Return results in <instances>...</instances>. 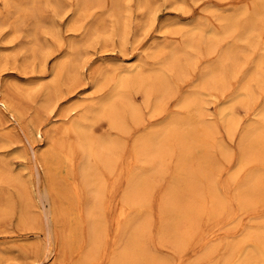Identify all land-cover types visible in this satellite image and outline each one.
I'll return each instance as SVG.
<instances>
[{
    "label": "rangeland",
    "instance_id": "rangeland-1",
    "mask_svg": "<svg viewBox=\"0 0 264 264\" xmlns=\"http://www.w3.org/2000/svg\"><path fill=\"white\" fill-rule=\"evenodd\" d=\"M34 14L46 24L38 28L51 53L45 65L27 49ZM199 23L218 36L212 48L201 43L192 51L184 47L181 30ZM75 42L83 45L80 51L71 48ZM171 46L192 55L176 54L167 73L173 82L169 93L154 98L131 89L139 118L126 117L122 127L106 119L96 124L100 134L114 140L115 151L107 166L105 150L97 149L101 155L90 176L99 172L94 180L103 195L101 208L89 213L95 182L87 183L82 174L76 136L62 129L109 92L111 79L103 71L141 63L147 72ZM262 57L264 0H0V97L19 117L15 123L0 115V264L31 259L41 264H264V118L259 119L264 63L257 64ZM62 58L83 61L82 73L74 74L66 63L64 73L53 76ZM211 68L218 87L208 89L202 102L197 90ZM241 91L247 97L231 104ZM47 100L54 109L45 107ZM229 104L234 114L226 129L220 112ZM209 123L216 125L212 132ZM27 125L56 134L39 184L24 149ZM162 126L168 135L157 161L144 153L142 141ZM38 140L33 136L36 148ZM7 171L19 176V183H10ZM34 181L46 193L42 204ZM132 182L140 187L129 196ZM97 222L98 242L91 236Z\"/></svg>",
    "mask_w": 264,
    "mask_h": 264
},
{
    "label": "bare ground",
    "instance_id": "bare-ground-1",
    "mask_svg": "<svg viewBox=\"0 0 264 264\" xmlns=\"http://www.w3.org/2000/svg\"><path fill=\"white\" fill-rule=\"evenodd\" d=\"M139 2H143V0H139ZM138 5H140L138 3ZM261 8V7H260ZM70 9V8H69ZM111 9V8H110ZM262 9V8H261ZM61 10V9H60ZM73 10V9H72ZM74 11V10H73ZM53 12V11H52ZM155 13V12H153ZM116 14V13H115ZM153 16V14H151ZM150 15V17H152ZM149 17V19H151ZM154 18V16H153ZM33 19H34V26L33 28L29 31V35H32V40H31V44L30 46L27 47L28 51L30 52H34L35 54H37L39 57H41L40 59L42 60L43 64L45 65L46 63V59L47 56L51 53H48V51L45 49L44 45L42 44V40L39 37V33H38V28L41 26V28L46 27V24L41 22V19L38 18L37 14L33 15ZM120 19V18H119ZM152 20V19H151ZM151 20H149L151 22ZM154 22V20H152ZM149 22V23H150ZM229 22V21H228ZM152 23V22H151ZM232 23V22H231ZM246 23V22H245ZM249 23V22H248ZM247 23V24H248ZM117 24V23H116ZM69 25H72L71 22L69 23ZM74 25V24H73ZM204 25L202 24H198L192 28H187V29H183L182 34L183 37L185 39L186 45L184 47H189L191 48V50L193 51L195 49V47H199L201 43L205 44L204 46L208 49L212 48V46L210 45L211 41L215 39V36H218V34H216V32L212 31V30H208L205 31L204 30ZM228 26V25H227ZM231 25H229L230 27ZM44 29H42V31H45ZM115 30V29H114ZM114 33V32H113ZM93 35V34H92ZM99 35V34H98ZM59 36V35H58ZM224 36V35H223ZM238 36V35H237ZM236 36V37H237ZM86 37V36H85ZM88 40V38H87ZM232 41V40H231ZM77 42V41H76ZM73 43L71 44V48L76 50L78 49L80 51V46H83L79 43ZM263 43V42H262ZM37 45V47L34 48V45ZM258 45V44H257ZM183 46H171L170 49L168 50V53L166 56H163V58H158L157 60H155L154 65H152L151 67H149L148 71L146 72V70H142L140 69L141 67V63L138 64H134V65H129V66H115L114 68H108L105 72L102 71L104 73V77L108 78L109 80L111 79V86L109 88V92L106 93L105 95H103L101 98L96 99V101L94 100V102L92 103V105L90 106L91 108L89 109V111L85 114L82 115H77L76 117H74L73 119H71V121L69 122L68 125H65L62 129V132L64 135H67L69 133H73L76 136L77 139V145L79 147L82 148L83 150V157L81 158V171L82 174L86 180L87 183H92L95 182V187L91 189V207L88 211L89 213H93V211H95L98 208L100 202H101V195H103V193L100 190V186L98 181L94 180V176L99 175L98 173L96 175H91L90 176V170L92 168L93 165V161L94 159L98 156L101 155L97 149L99 147V149H104L105 150V159L104 164L108 166V164H111L109 161L110 159L109 156L112 153V151L114 149V140L109 139V137L104 136V134H100L99 130L96 127V124L98 122L99 119H106L111 121L109 125H114L116 124L117 126L121 124V127L123 125V122L125 121L126 117H129L131 120H136L139 118V109L138 107L134 104L132 97L130 96V90L131 89H138L141 88V90L143 91V93H145L146 97H153L154 98H161L164 94H168L170 89H171V85H172V81L169 79L167 73L169 74V72L174 69V60L176 58V54L180 53V55L182 54V52H185L187 54V58L191 57L192 53H189L188 51L184 50ZM76 50V51H78ZM152 50V49H151ZM82 51V50H81ZM247 51V49H246ZM196 53V52H195ZM47 54V55H46ZM80 56V55H79ZM179 57V56H178ZM78 58V57H77ZM76 60V59H75ZM69 59L68 58H62L59 59L58 62L55 63V66L53 67L52 70V74L53 76H57L58 74L60 75L61 72L64 73V67L68 64L69 66V70H71L74 74L76 73H82V68H83V61H76V62H71L68 63ZM72 61V60H71ZM67 63V64H66ZM116 63V62H115ZM222 63V62H220ZM264 63V57L259 59V63L258 66L260 64ZM102 65V64H101ZM215 67V66H214ZM238 67V66H237ZM68 68V67H67ZM105 68V67H104ZM239 68V67H238ZM101 70V69H100ZM181 70V69H180ZM179 70V71H180ZM67 71V70H66ZM97 71V70H96ZM68 72V71H67ZM215 72L216 71H212V68L209 71H205L202 74L201 77V81L198 87V95L200 97V101L203 102L204 98L208 95V89H214L218 87V82L215 79ZM70 73V72H69ZM97 73V72H96ZM100 74V72H99ZM215 74V75H214ZM58 75V76H59ZM65 75V74H64ZM73 75V74H72ZM102 75V74H101ZM224 75V74H223ZM220 76V75H219ZM103 77V76H102ZM228 77V76H227ZM249 77V76H248ZM66 79V78H65ZM218 79V78H217ZM227 79V78H225ZM259 79L260 81L264 82V70H260L259 71ZM250 80V79H249ZM223 81V80H222ZM96 83V81H95ZM104 83V82H103ZM256 83V82H255ZM102 85V84H101ZM219 87L221 88V82ZM242 89V88H241ZM134 93V91H133ZM246 94V92L241 91L235 98H233L231 104H233L234 101L238 100L237 97H242ZM246 96V95H245ZM247 97V96H246ZM98 98V97H97ZM254 98V97H253ZM207 100V99H206ZM55 101V100H54ZM164 102V101H163ZM201 102V103H202ZM207 102V101H206ZM237 102V101H236ZM46 105L45 107H47V105L49 107L53 108L54 102H50V100L46 101ZM155 103V102H154ZM247 103V102H246ZM231 104L223 107L221 109L220 112V116H221V120L224 122L225 128L229 129L231 127V122L233 121V108L231 106ZM164 105V104H163ZM187 105V103H186ZM16 106V105H15ZM234 106V105H233ZM72 107V106H71ZM161 107L160 105L158 106V108ZM201 107V106H200ZM54 109V108H53ZM70 109V108H69ZM155 109V108H154ZM18 110L16 108L13 107V105L10 103V101L8 99L2 98L0 97V115L7 117L8 120H12V122L17 123L19 117L18 115ZM77 114V113H76ZM79 114V113H78ZM20 115V114H19ZM65 115V114H64ZM184 115V114H183ZM259 119H263L264 118V107L261 110V112L259 113ZM53 117V116H52ZM66 117V116H64ZM2 118V117H1ZM102 121V120H101ZM107 121V122H109ZM14 123V124H15ZM99 123V122H98ZM104 123V122H102ZM112 123V124H111ZM126 124V123H125ZM207 128H209V130H211L210 132L213 131V129L215 130L216 125L214 124H207ZM223 125V124H222ZM223 125V126H224ZM115 126V125H114ZM131 126V125H130ZM16 127V126H15ZM199 127V126H197ZM23 128V127H20ZM130 128V127H129ZM262 128V127H261ZM166 126H162V127H157V128H153L152 130L149 131V133L147 134V136H143L144 140L143 145H142V149L144 151V153H149V156H151L154 159H158L160 160L162 158V154L161 152H163V150H160V147H164L165 144V140L167 139V135L168 132L165 130ZM206 130V129H205ZM262 130L264 131V128H262ZM208 131V130H207ZM261 132V130H260ZM23 133L25 135L26 138V142L28 144V147H24L25 151L27 150L28 153L31 156V162L36 170V182L39 184L41 181V174H42V169H43V164L44 161L46 159V156L51 152L52 150V142H54L55 140V135L53 134V130L52 129H42L40 125H27L26 130H23ZM251 135H253V133L249 134V138L251 137ZM33 136L34 137H38L39 140V144L40 147L36 148V145L34 144L33 140ZM177 139V138H176ZM136 140V139H135ZM178 140V139H177ZM260 140V139H259ZM136 143H138V141H135ZM260 142V141H259ZM134 143V142H133ZM179 143V142H177ZM135 144V143H134ZM261 144V142H260ZM140 145V144H139ZM263 146V144H261ZM27 146V145H26ZM76 146V144H75ZM179 146V145H178ZM118 147V146H117ZM135 147V146H134ZM141 147V146H140ZM182 148V147H181ZM187 148V146H186ZM264 148V146H263ZM96 149V150H95ZM136 149V148H135ZM189 149V147H188ZM66 150V149H65ZM185 150V149H184ZM191 150V149H190ZM264 150V149H263ZM67 152V151H66ZM137 152V150H136ZM189 152V151H187ZM256 152V150H255ZM138 153V152H137ZM257 153V152H256ZM66 154V153H65ZM102 154H104V152H102ZM259 154V153H258ZM147 155V154H146ZM148 156V155H147ZM263 157V156H262ZM261 157V158H262ZM50 158V157H49ZM142 159V157H141ZM165 159V158H164ZM163 159V160H164ZM181 159V158H180ZM143 160V159H142ZM151 160V158H150ZM153 160V159H152ZM151 160V161H152ZM144 161V160H143ZM149 161V160H148ZM169 161V160H168ZM146 162V161H145ZM153 162V161H152ZM155 163V162H154ZM244 163V161H241V165ZM96 164V163H94ZM97 165V164H96ZM0 168H1V164H0ZM99 168V167H98ZM97 169V167H96ZM95 171V169H93ZM2 171V170H0ZM93 171V172H94ZM105 171V170H104ZM96 173V172H95ZM94 173V174H95ZM6 175L8 178H10L11 180H13V182H10V179H8V181L10 183H14L17 184L19 183L20 179L19 176L17 175H12L11 172L7 171ZM260 175V174H259ZM93 176V178H91ZM196 176V175H195ZM261 176V175H260ZM98 177V176H96ZM144 177V176H143ZM262 177V176H261ZM264 178V177H263ZM198 179V178H197ZM139 180V179H137ZM34 181V182H35ZM30 182V181H29ZM35 183H31V186H34V189L37 193L39 202H41V204L43 203V201L47 200V196L46 193L42 191H38L39 188H37V184ZM195 182V181H194ZM248 183V181H246ZM255 182V181H254ZM29 184V183H28ZM194 184V183H193ZM191 184V186L193 185ZM246 184V183H245ZM21 185V183H20ZM25 185H27L25 183ZM105 185V184H104ZM251 185V184H250ZM30 186V185H29ZM262 186V185H261ZM140 187V184L137 182H132L129 186V192L128 195L130 196L131 194H136L138 191V188ZM206 188V187H205ZM245 188V187H244ZM20 189V188H19ZM250 189V187H249ZM254 189V188H253ZM107 190V189H106ZM264 190V189H263ZM33 191V190H32ZM248 191V190H247ZM250 192V191H249ZM251 193V192H250ZM253 193V192H252ZM264 193V192H263ZM22 195V192H21ZM138 195V194H137ZM202 195V194H201ZM23 196V195H22ZM216 197V196H215ZM219 198V197H218ZM228 198V197H227ZM216 199V198H215ZM28 200V199H27ZM26 200V201H27ZM244 200V199H243ZM36 201V200H35ZM220 201V200H219ZM37 202V201H36ZM85 202V201H84ZM211 202V201H210ZM221 202V201H220ZM241 202V201H240ZM90 203V202H89ZM110 203V202H109ZM115 203V202H114ZM252 203V202H251ZM191 204V203H190ZM242 204V203H241ZM246 204V203H245ZM42 206V205H41ZM40 206V207H41ZM215 206V205H214ZM243 206V205H241ZM257 206V205H256ZM55 207V206H54ZM108 207V206H107ZM196 207V206H195ZM216 207V206H215ZM196 209V208H195ZM56 210V209H55ZM109 211V210H108ZM107 212V211H106ZM123 214V210L119 211V218L120 216ZM179 214V213H178ZM21 216V215H20ZM76 216V215H75ZM117 216V215H116ZM48 217V215H47ZM188 217V216H187ZM99 218V217H98ZM117 218V221L118 219ZM31 220V219H30ZM263 221V220H262ZM264 222V221H263ZM91 223V222H90ZM100 222H97V224L94 223V227L92 225L91 227V231H92V235L93 236V240L97 241V234L100 233L102 231V228L100 227ZM261 223V222H260ZM99 224V225H98ZM136 224V223H135ZM155 224V223H154ZM180 224V223H179ZM111 225V224H110ZM118 226H120V224H116ZM137 225V224H136ZM156 226V224H155ZM178 227V226H177ZM257 227V226H256ZM111 228V227H110ZM132 228V227H131ZM260 228V227H258ZM252 229V228H251ZM254 229V228H253ZM256 229V228H255ZM130 230V229H129ZM181 230V229H180ZM258 230V229H257ZM139 231V230H138ZM144 231V230H143ZM178 231V230H177ZM136 232V231H135ZM184 232V230H183ZM190 232V231H189ZM257 233V232H256ZM184 234V233H183ZM255 234V233H254ZM253 235V234H252ZM251 235V236H252ZM246 236V235H245ZM68 237V236H67ZM96 237V238H95ZM140 237V236H139ZM81 238V237H80ZM253 238V237H251ZM91 239V238H90ZM96 239V240H95ZM225 241V240H224ZM245 241V240H244ZM98 242V241H97ZM96 242V243H97ZM107 242V241H106ZM206 242V241H205ZM256 242V241H255ZM262 241L259 242V244ZM91 243V242H90ZM248 243V242H247ZM94 244V243H93ZM199 246V245H198ZM240 246V244H239ZM242 247V246H241ZM240 247V248H241ZM246 247V246H245ZM254 247V245H253ZM107 248V247H106ZM124 248V247H123ZM127 248V247H126ZM231 250V249H230ZM63 251V250H62ZM68 251V250H67ZM96 251V250H94ZM209 251V250H208ZM238 251V250H237ZM243 251V249H242ZM93 252V251H92ZM194 252V251H193ZM211 252V251H210ZM234 252V251H233ZM240 252V251H239ZM257 252L262 255L263 250L261 248L257 249ZM89 253V251H88ZM101 253V252H100ZM206 253V252H205ZM236 253V252H235ZM54 254V253H53ZM102 254V253H101ZM208 254V252H207ZM238 254V253H237ZM236 254V256H237ZM243 253L241 252V255ZM228 255V254H227ZM88 256V255H87ZM101 256V255H100ZM102 257V256H101ZM227 257H230V255H228ZM238 257V256H237ZM81 258V257H80ZM118 258V257H117ZM246 258V257H245ZM244 258V259H245ZM83 259V258H82ZM106 259V258H105ZM145 259V258H144ZM231 259V257L229 258V260ZM114 260H116V257L114 258ZM228 260V259H227ZM233 261V260H232ZM239 261V259L237 260ZM85 263V262H84ZM83 263V264H84ZM261 263V262H260ZM25 264H41V260H34L31 259V261H27ZM120 264V263H119Z\"/></svg>",
    "mask_w": 264,
    "mask_h": 264
}]
</instances>
